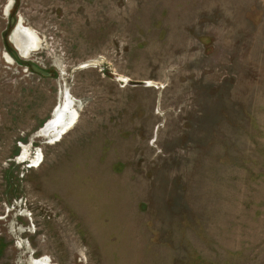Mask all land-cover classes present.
<instances>
[{"label": "rangeland", "instance_id": "1", "mask_svg": "<svg viewBox=\"0 0 264 264\" xmlns=\"http://www.w3.org/2000/svg\"><path fill=\"white\" fill-rule=\"evenodd\" d=\"M0 264H264V0H0Z\"/></svg>", "mask_w": 264, "mask_h": 264}, {"label": "water", "instance_id": "2", "mask_svg": "<svg viewBox=\"0 0 264 264\" xmlns=\"http://www.w3.org/2000/svg\"><path fill=\"white\" fill-rule=\"evenodd\" d=\"M33 39V33L31 31H23L20 27V25H17L15 27V29L12 31V34L10 36V41L13 43V45L15 46V48L18 50V52L22 55H25L26 53H28V51L30 49H32L35 45V42H34V45L32 44L31 40ZM30 68L36 72V73H39L40 75H48V72L44 69H42L41 67H39L38 65L34 64V63H31L30 64ZM59 108V107H58ZM56 109L55 111V119L53 118L52 120L48 121L43 127L42 129H40V131L42 133H45L48 129H52L54 128V131H55V128L58 124V114L60 112V109ZM62 122H60L61 124ZM57 131L55 132V135H57ZM54 135V136H55ZM53 137V136H52Z\"/></svg>", "mask_w": 264, "mask_h": 264}, {"label": "bare ground", "instance_id": "3", "mask_svg": "<svg viewBox=\"0 0 264 264\" xmlns=\"http://www.w3.org/2000/svg\"><path fill=\"white\" fill-rule=\"evenodd\" d=\"M60 114H61V113H60ZM58 115H59V114H58ZM59 124H60V123H59ZM60 125H62V126L60 127V128H62V129L66 127V123H61ZM48 130H49V129H48ZM48 130H47V131H48ZM47 131H46V132H47ZM61 131H62V130H60V132H61ZM58 135H59V133H58Z\"/></svg>", "mask_w": 264, "mask_h": 264}]
</instances>
